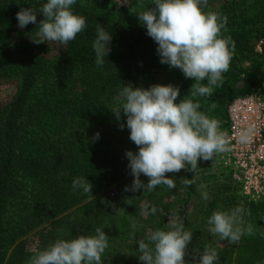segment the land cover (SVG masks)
I'll return each mask as SVG.
<instances>
[{
	"label": "trees",
	"instance_id": "16d2710c",
	"mask_svg": "<svg viewBox=\"0 0 264 264\" xmlns=\"http://www.w3.org/2000/svg\"><path fill=\"white\" fill-rule=\"evenodd\" d=\"M110 1L74 0L81 14L73 23L57 20L49 12L51 4L39 10L46 4L42 0H30L27 9L9 0L0 10V73L20 76L15 94L0 108V264H45L40 250H26L22 243L41 230H48L52 243L64 245L63 254L48 264H264V200L241 193L218 165L217 152L209 176L216 180L209 218L195 222L183 214L172 235L173 258L158 252V246L165 247L157 239L162 221L155 220H163L159 209L148 208L141 222H130L124 210L119 216L124 227L133 223L141 232L152 230L144 242L147 258L137 262L123 250L112 218L95 209L96 204H116L93 197L127 178L130 188H139L144 196L153 189L161 208L165 205L160 200L166 190L162 180L173 172L166 163L170 151L149 160L148 142L114 125L108 105L112 87L134 77L152 89L159 123L177 139L172 150L180 153L177 162L182 160L186 169L176 190L179 202L189 200L195 192V166L188 133L206 136L197 128L187 130L193 115L213 116V134L221 137L228 100L264 92V0H202L216 7L213 20L207 18L205 37L189 31L194 0L170 12H146ZM12 32L21 38L11 40ZM51 35L59 46L47 42ZM209 36L214 56L194 62L187 84L173 88L160 81L178 58L181 43L203 42ZM259 41L261 52L255 49ZM49 79L70 86L75 100L42 96L39 85ZM69 79L74 84L68 85ZM70 117L92 125L86 144L85 136L74 145L64 136L47 134L66 128ZM39 129L45 133L36 134ZM240 211L237 228L224 224ZM212 225L220 226L216 237L221 246L213 242L208 248L204 240ZM187 245L191 257L181 260Z\"/></svg>",
	"mask_w": 264,
	"mask_h": 264
},
{
	"label": "rangeland",
	"instance_id": "374dc122",
	"mask_svg": "<svg viewBox=\"0 0 264 264\" xmlns=\"http://www.w3.org/2000/svg\"><path fill=\"white\" fill-rule=\"evenodd\" d=\"M9 0H0V10L3 5ZM30 0H15L23 8L27 9L29 7ZM111 3L110 0H108ZM116 6L129 7L131 4L135 9L141 8L146 12L155 9L156 12H164L165 10L170 12L171 10L177 9L182 5L187 6L189 0H112ZM49 2V3H48ZM195 4L193 7V20L190 24L189 31L193 34L207 36L205 31L207 18L213 20V2L208 4H203L202 0H194ZM41 3H46L42 5L39 10L49 9L51 4L52 9L50 13L57 17L59 21H69L70 23L78 21L81 11L78 10L74 0H48ZM34 5V4H31ZM158 27V26H156ZM156 27L153 30L156 31ZM11 40H17L18 32L11 33ZM31 38V37H30ZM47 42L53 46H59L57 43V38L54 35L46 36ZM213 36L203 40V42H198L193 40L192 42L181 43L179 47V56L175 59L174 64H171L165 71L164 75L160 76V81H165L168 85L173 88H179L180 84H187V78H190L193 64L196 60L201 58H207L209 56H214L212 51ZM54 51L52 54H56ZM241 65L244 67L248 66L247 61H242ZM132 78V77H131ZM119 81V79H118ZM20 82V76L18 74L13 75H2L0 73V108L3 107L15 94L18 84ZM68 85L74 84L73 79H69ZM64 83H59L55 79H49L42 84H40L39 92H42V96L48 98H54L60 96L63 100L70 98L74 101L75 97L70 93V86L63 87ZM67 92V93H66ZM108 103V102H107ZM112 120L114 125H121L126 131H133V133L138 135L139 139L146 140L150 147L149 150V160H154V158L162 154L163 152L170 151L166 156L167 165L173 169L170 175H166L163 178V183L165 191L161 197V203L165 204L163 208L159 205L158 197L154 198V190L151 189L146 196L142 194L139 188H130V181L127 178H122L119 181H114L111 186L103 191H99L93 195L99 196L102 202H107L108 204H116L115 206H105L101 207L98 204L95 205V209L102 214V216H110L114 222L112 229L116 235L118 241L120 242L123 250L132 258V261H143L147 258V253L145 248L148 247L144 242H148L147 234L151 233L152 230L147 228L145 232H141L135 224L131 223L130 226L124 227L119 221V216L124 210L128 220L130 222L137 221L141 222L147 218V209H159V212L163 220H155V223L159 225V231H162L157 239L165 243L164 248L158 246V252L162 251L163 255H169L173 258L174 249L172 248L173 237L178 232V228L181 223V218L183 214L195 222H203L209 218L208 213L211 211L210 202L214 197V185L215 179L209 177L213 173L216 166V152L217 144L220 136L216 133L213 134V116L205 117L203 115L197 116L193 115L191 124L188 126L187 130H193L197 128L200 131V135L206 134V136H201V138L194 136L190 133L189 139L193 146V161L195 166L194 171V193L191 195L186 203L179 202L180 195L177 193V188L183 183L185 177V165L179 159L180 153L172 150V147L177 142L170 133L164 130V127L159 123L155 111V101L153 97L152 89L143 88L139 85L138 80L134 77L131 80L123 81L117 83L112 87L111 93H109V103H108ZM204 118L206 120L204 121ZM196 120V121H195ZM201 128H207L206 131H202ZM216 129V127H215ZM47 130V128L45 129ZM60 130L59 133L56 130H51L56 136H64L73 142L72 144H78L82 136L85 144L91 137L89 135L93 129L92 125L88 120L80 117H70L68 118V126ZM216 132V131H215ZM44 129L37 130L36 134L43 135ZM50 135V136H52ZM147 136V137H146ZM82 146V141L79 143ZM31 179L27 178L25 182ZM158 202H156V201ZM166 204L167 207H166ZM127 210V211H126ZM240 212H236L234 218L230 217L225 220H220L219 225H223L230 228H237L240 222ZM132 224L134 226H132ZM209 226V225H208ZM220 226L213 228V225L209 227L206 233V239L204 240L205 246L211 248V246L216 244L221 246L220 242L216 237L219 232ZM47 235V236H44ZM48 230H41L30 233L28 236L22 239L23 247L26 250H40L45 259V264L53 262L56 258L63 254V243H52L54 240L50 239ZM188 238V236H187ZM210 252V249H209ZM192 250L190 246L187 245L181 249V260L191 257Z\"/></svg>",
	"mask_w": 264,
	"mask_h": 264
},
{
	"label": "built area",
	"instance_id": "2783aa9c",
	"mask_svg": "<svg viewBox=\"0 0 264 264\" xmlns=\"http://www.w3.org/2000/svg\"><path fill=\"white\" fill-rule=\"evenodd\" d=\"M261 52V42L255 47ZM227 128L219 138L217 163L248 199L264 200V92L237 95L226 105Z\"/></svg>",
	"mask_w": 264,
	"mask_h": 264
}]
</instances>
